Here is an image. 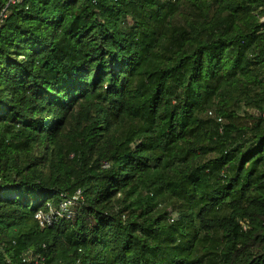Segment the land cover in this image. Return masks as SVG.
Segmentation results:
<instances>
[{
	"label": "trees",
	"instance_id": "1",
	"mask_svg": "<svg viewBox=\"0 0 264 264\" xmlns=\"http://www.w3.org/2000/svg\"><path fill=\"white\" fill-rule=\"evenodd\" d=\"M263 108L264 0L10 6L0 264H264Z\"/></svg>",
	"mask_w": 264,
	"mask_h": 264
},
{
	"label": "built area",
	"instance_id": "2",
	"mask_svg": "<svg viewBox=\"0 0 264 264\" xmlns=\"http://www.w3.org/2000/svg\"><path fill=\"white\" fill-rule=\"evenodd\" d=\"M25 0H4V3L0 7V26L2 25L3 21L7 18L8 16V8L10 6H15L17 4H20ZM211 115V113H209ZM262 116L264 117V108H263V113ZM221 119H218V122H221ZM150 197H153L152 193H149ZM81 198V193L80 191H77L76 194L71 198V199H65L64 202L61 205V212L56 213L59 217H62L63 215L67 219L73 218V212L71 210V206L75 205L76 202ZM161 207V205H158ZM35 219L38 221L40 227H46L52 225L53 222V216L52 212L49 214H45L42 212H39L35 215ZM175 219L174 215L171 216L170 222H173ZM32 261H35L36 263L40 264H45L44 259H40L36 261V259L33 257L31 253H28L27 255L24 256L23 262L24 263H31ZM39 261V262H38Z\"/></svg>",
	"mask_w": 264,
	"mask_h": 264
},
{
	"label": "rangeland",
	"instance_id": "3",
	"mask_svg": "<svg viewBox=\"0 0 264 264\" xmlns=\"http://www.w3.org/2000/svg\"><path fill=\"white\" fill-rule=\"evenodd\" d=\"M247 112H248V110H246L245 107H243V108H241V110L239 111V116H240V117H243V116L245 115V113H247ZM241 121L246 122V121H245V118H242Z\"/></svg>",
	"mask_w": 264,
	"mask_h": 264
}]
</instances>
